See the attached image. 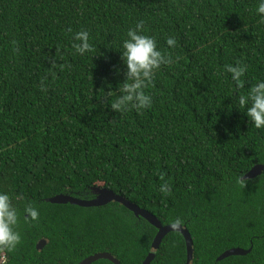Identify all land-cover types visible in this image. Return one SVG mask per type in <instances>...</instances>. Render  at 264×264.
Wrapping results in <instances>:
<instances>
[{
	"label": "trees",
	"instance_id": "16d2710c",
	"mask_svg": "<svg viewBox=\"0 0 264 264\" xmlns=\"http://www.w3.org/2000/svg\"><path fill=\"white\" fill-rule=\"evenodd\" d=\"M258 6L259 0H0V190L21 211L29 200L40 210L37 222L21 219L22 241L11 253L0 250V264H79L100 252L142 264L157 233L143 218L115 202H47L59 194L90 200L95 186L162 225L182 219L193 242L190 264H264V170L245 186L237 179L264 166V129L238 105L264 80ZM141 21L142 34L153 36L172 63L145 89L151 108L118 113L110 103L126 71L120 51ZM81 30L93 46L84 55L73 47ZM237 63L247 67L240 86L226 70ZM164 182L169 195L158 190ZM231 248L250 252L216 261ZM185 261L183 237L170 232L150 264Z\"/></svg>",
	"mask_w": 264,
	"mask_h": 264
},
{
	"label": "clouds",
	"instance_id": "9594fccd",
	"mask_svg": "<svg viewBox=\"0 0 264 264\" xmlns=\"http://www.w3.org/2000/svg\"><path fill=\"white\" fill-rule=\"evenodd\" d=\"M257 13L264 18V0H259ZM143 22L136 24L135 28L127 31V38L122 43L121 60L126 68L123 72L124 81L119 84L117 98L110 103L111 109L123 113L129 108L144 110L152 107V97L145 92L157 71L162 65L172 63L170 55L163 53L158 48L156 39L153 36L142 34ZM71 31V30H70ZM77 43L73 47L77 53L84 55L93 51L90 43V34L81 30L74 34ZM169 47H175L176 40L169 37L166 40ZM226 70L231 74V80L240 86L242 77L247 71L246 65L237 63L227 65ZM120 75V69H115ZM239 110L243 112L250 123L256 129H264V80L253 84L250 89L238 97ZM244 186L248 183L243 173L237 178ZM163 195L171 193V185L164 182L159 187ZM40 217V210L35 204L27 201L22 211L13 206V197L7 192L0 190V250L13 252L22 241L19 224L21 219L25 222H37ZM184 221L179 217L175 218L170 227L173 230H182Z\"/></svg>",
	"mask_w": 264,
	"mask_h": 264
},
{
	"label": "water",
	"instance_id": "95a60500",
	"mask_svg": "<svg viewBox=\"0 0 264 264\" xmlns=\"http://www.w3.org/2000/svg\"><path fill=\"white\" fill-rule=\"evenodd\" d=\"M263 170H264L263 165L260 164L254 165L246 174L243 175L244 179L246 180L253 179L259 176L263 172ZM91 193L94 195V197L90 200H85L70 195L59 194L52 198H49L47 202L52 204H70L82 208L100 207L109 204L111 202L118 203L124 206L125 208H127L130 212H132L134 216L143 218L145 221H147L151 226H153L157 230V233L152 240L148 255L142 264L151 263V261L156 256V253L159 249V246L163 238L170 232H178L179 234H181V236L184 239L185 248H186L185 264L191 263L193 259V242L188 230L185 227H183L182 230L180 231H176L173 230L170 227V225H162L161 222L158 220V218H156L152 213L139 208L135 204L129 202L123 196L116 194L112 190H109L107 188H103V187L98 189L92 188ZM45 244H46L45 240L43 239L40 240L36 245V249L38 251L42 250ZM249 252L250 249L245 250L242 248H231L220 254V256L216 258V261H221L231 256H245ZM98 260H106L109 261L111 264H120L116 258H114L112 255L106 252H100L90 255L85 259H83L79 264H92L93 262H96Z\"/></svg>",
	"mask_w": 264,
	"mask_h": 264
},
{
	"label": "rangeland",
	"instance_id": "374dc122",
	"mask_svg": "<svg viewBox=\"0 0 264 264\" xmlns=\"http://www.w3.org/2000/svg\"><path fill=\"white\" fill-rule=\"evenodd\" d=\"M94 188H95V189H98V188H100V187H99V186H95Z\"/></svg>",
	"mask_w": 264,
	"mask_h": 264
}]
</instances>
